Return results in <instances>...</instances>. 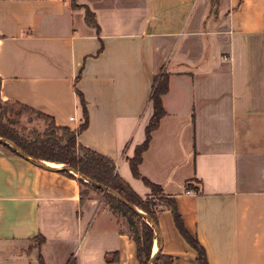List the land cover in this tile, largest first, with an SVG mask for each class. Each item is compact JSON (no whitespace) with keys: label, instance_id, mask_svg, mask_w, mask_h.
I'll return each instance as SVG.
<instances>
[{"label":"crops","instance_id":"obj_1","mask_svg":"<svg viewBox=\"0 0 264 264\" xmlns=\"http://www.w3.org/2000/svg\"><path fill=\"white\" fill-rule=\"evenodd\" d=\"M161 74L164 115L140 176L174 198L208 264H264V0H0V100L74 131L84 122L78 91L87 127L76 145L109 158L142 198L151 191L128 160ZM68 173L0 143V264H139L102 195L81 197ZM157 229L173 264H196L170 211Z\"/></svg>","mask_w":264,"mask_h":264},{"label":"trees","instance_id":"obj_2","mask_svg":"<svg viewBox=\"0 0 264 264\" xmlns=\"http://www.w3.org/2000/svg\"><path fill=\"white\" fill-rule=\"evenodd\" d=\"M218 2L219 0H211V6L214 8L217 7ZM86 20H88V22L91 21V15L88 11H86ZM167 90L168 76L166 74L158 75L154 80L149 98L153 114L145 129V140L142 145L136 148L134 157L128 160L132 175L141 179L151 191L150 196L145 198L136 195L129 185L118 176L115 172V165L109 158L76 145L77 135L87 127L86 105L82 95L78 91L76 94L80 101L84 122L76 130L71 131L69 128H58L48 116L20 104L12 103L20 107L21 110L30 111L39 116L42 120H46L48 122V132L43 137H24L9 127V125H13V122L6 124L0 119V138L12 142L29 158L38 161L63 164L64 168L71 169L74 173L85 177L96 185L109 189L110 192H104L102 189L90 183H85L83 179H78L82 187L80 192L81 197H83L87 191L102 194L103 205L107 207L113 215L119 216L125 220L129 230L126 232L120 229L119 231L120 233H127L129 238L134 242L136 246V258L139 264L174 263L172 257L162 253L160 249V236L155 233L151 226V223H153L157 227V217L164 210L170 211L179 233L195 251L196 264H208L203 247L198 243L196 238L185 230L181 217L178 214L174 198L165 196L160 186L151 184L141 177L138 172L141 156L148 147L151 133L157 128L160 118L164 115L161 97L166 94ZM1 103L8 104V102H2L0 100V104ZM0 117H2V114H0ZM55 130L62 132V136H55ZM4 146L13 154L17 155L10 147L5 144ZM60 173L71 176L67 171H60ZM184 189L186 192L195 191L196 193H200L199 189L191 188L189 183L185 184ZM114 194L120 197L124 202L119 201ZM126 204L131 205L145 214L149 220L131 210ZM154 239H157V251L152 254ZM42 242L43 238H40V242L36 243V245L40 247ZM151 258L152 261L150 262ZM38 260L40 264H43L40 256ZM73 263V260H69L67 264Z\"/></svg>","mask_w":264,"mask_h":264},{"label":"rangeland","instance_id":"obj_3","mask_svg":"<svg viewBox=\"0 0 264 264\" xmlns=\"http://www.w3.org/2000/svg\"><path fill=\"white\" fill-rule=\"evenodd\" d=\"M0 114H2V117H0V119L3 120L4 123L9 124V122H13V125H9V127L17 131L21 136L28 138L34 136L43 137L48 132V122L46 120H42L41 118H39V116L30 111L21 110V108L16 104L1 103ZM54 134L57 137L62 136V132L57 130L54 131ZM117 217L120 219L122 229L127 232L129 228L125 220L119 216Z\"/></svg>","mask_w":264,"mask_h":264},{"label":"water","instance_id":"obj_4","mask_svg":"<svg viewBox=\"0 0 264 264\" xmlns=\"http://www.w3.org/2000/svg\"><path fill=\"white\" fill-rule=\"evenodd\" d=\"M0 143L7 145L8 147H10V148H11V149L17 154V156H20V157H22V158L28 160L29 162L33 163L34 165H36V166H38V167H40V168H43V169H46V170H54V171H57V172H60V171H67V172L74 173L73 170H71V169H67V168H61V169H50V168L47 167L45 164L40 163V162H38V161L35 160V159H32V158L27 157V156H26V155H25L20 149H18V147H16V146H15L12 142H10V141H7V140H5V139H1V138H0ZM74 174H76V173H74ZM76 175H78V176H79L81 179H83L86 183H90V184H92V185H94V186H96V187L102 189L104 192H110L109 189H107V188H105V187H102V186H99V185H96L95 183L89 181L88 179H86L85 177H83V176H81V175H79V174H76ZM114 196L117 197V199H118L119 201L124 202V201H123L120 197H118L116 194H114ZM126 205H127L131 210H133L134 212H137L138 214H140L141 216H143L145 219L149 220V218H148L145 214H143L142 212L138 211L136 208H134V207H132L131 205H128V204H126ZM151 226L153 227L155 233L158 235L159 233H158V229H157V227H156L153 223H151ZM151 261H152V258L150 259V262H151Z\"/></svg>","mask_w":264,"mask_h":264},{"label":"built area","instance_id":"obj_5","mask_svg":"<svg viewBox=\"0 0 264 264\" xmlns=\"http://www.w3.org/2000/svg\"><path fill=\"white\" fill-rule=\"evenodd\" d=\"M70 120H72V121H73V118H70Z\"/></svg>","mask_w":264,"mask_h":264}]
</instances>
